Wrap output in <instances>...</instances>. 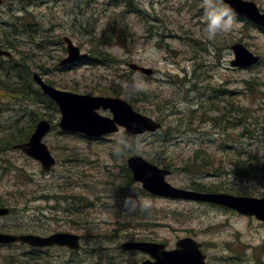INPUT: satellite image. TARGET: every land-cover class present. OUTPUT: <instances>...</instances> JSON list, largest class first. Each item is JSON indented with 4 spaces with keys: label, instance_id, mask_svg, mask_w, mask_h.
Returning a JSON list of instances; mask_svg holds the SVG:
<instances>
[{
    "label": "rangeland",
    "instance_id": "374dc122",
    "mask_svg": "<svg viewBox=\"0 0 264 264\" xmlns=\"http://www.w3.org/2000/svg\"><path fill=\"white\" fill-rule=\"evenodd\" d=\"M36 1H29L33 2L29 6L25 1L23 6L52 31L51 35L70 37L83 52L89 53L92 48L90 33L97 38L99 32L109 34L113 23L115 28L127 23L130 34L119 32L118 41L103 48L116 57V64L79 65L61 72L54 70V63L65 56L60 47L52 48L45 45L44 39L37 40L22 47L32 54L21 56L13 41H1L2 48L8 50L12 58L0 62V81L5 83L12 79L20 86L29 78L32 80L34 72L43 77L49 67L51 72L44 78L54 80L62 89L75 87L78 93L91 94L92 91L95 96L133 97L131 104L138 112L154 119L163 118L161 131L137 135L134 143L138 152L152 159L154 164L170 165L174 173L168 177L169 183L181 188L193 181L206 186L216 183L226 191L241 189L248 196L264 197V173L251 172L259 170L264 163L263 32L250 26L244 28L242 22L233 21L230 28L210 37L205 30L204 15L198 13V9L205 6V0L137 1L136 4L149 15L146 20L154 24L148 29L135 14H122L120 12L124 10L114 6V2L122 4L123 0H82L80 6L84 3L82 7L86 11L77 14L73 9H77L79 0ZM90 1L94 14L90 28H87ZM255 1L264 9V0ZM214 2L221 6L218 1ZM10 3V0H3L0 5L1 20H8L9 8L19 10L22 7L17 2ZM154 18L161 21H153ZM0 23L13 31L10 33L13 38L26 33L21 30L26 28L20 29L4 21ZM235 41L243 42L252 52L260 54L261 64L246 70L232 68L229 63L233 56L228 44ZM42 45L47 49H38ZM193 61L198 67H194ZM128 63L152 68L154 78L128 74ZM217 84H221L216 86L219 89H228V114L232 101L251 109L249 125L230 129L225 124L227 132L224 134L220 130L223 120H212L222 116V104L213 99V103L208 104L209 90L206 87ZM23 88L32 94L39 107L45 106L31 85L26 84ZM107 89L119 95L111 94ZM215 106H218L217 110ZM31 108L32 105L20 101L12 103V108L3 112L0 101V127L15 126L17 116H22L20 123L28 124ZM232 116L229 114V121H233ZM190 119L194 120L188 122ZM186 124L192 127L191 131H187ZM241 130L243 134L239 136ZM248 130L253 131L251 138L247 135ZM58 132L56 129L46 137V143L57 157V164L50 174L42 173L36 161L19 152L9 151L3 158L23 169L32 181L18 183L13 172L6 175L0 170V199L13 211L10 216L0 218V230L17 228L18 225L31 232L54 227L75 231L84 236V249L79 248L82 264H136L145 256L139 253L121 255L117 245L135 237L173 247L178 239L186 236L201 244L203 253L212 263L264 264V225L260 226L254 219L240 217L216 206L165 200L140 193V185L129 182L121 166L118 147L123 144L128 150L131 146L122 130L101 142ZM204 149V157L194 163L192 157ZM237 150L243 151L245 157L248 153L252 155L247 162L255 167L250 169V164L244 165L249 180L241 181L239 175H232L229 170L233 168L232 153ZM209 164L220 172H212L214 175L210 177L192 172ZM182 167L188 170L181 171ZM45 197V201L40 199ZM81 203L85 207L80 206ZM20 252L18 247L3 248L0 259H9L8 254L19 257ZM44 256L52 264H61L68 259L79 260L78 250L52 251ZM230 257L234 260L229 261Z\"/></svg>",
    "mask_w": 264,
    "mask_h": 264
},
{
    "label": "water",
    "instance_id": "95a60500",
    "mask_svg": "<svg viewBox=\"0 0 264 264\" xmlns=\"http://www.w3.org/2000/svg\"><path fill=\"white\" fill-rule=\"evenodd\" d=\"M230 9L242 18L264 27V14H261L254 3L243 0H227ZM68 57L62 63H73L85 57L79 55V49L73 46L71 41L65 38ZM235 59L232 65L247 67L258 60L242 44L231 46ZM0 55H7L0 50ZM134 70L144 74H150L151 69L130 65ZM34 81L42 91L59 107L61 119L59 126L66 132H79L88 137H99L118 130V126L125 127L128 135H135L145 131H155L160 125L151 118L145 117L136 111L123 99L112 97L92 96L89 94H77L68 91H60L45 84L35 74ZM109 110L112 117L98 114L97 110ZM51 125L46 120L37 122L29 141L14 145L24 153L40 161L42 168L49 171L55 163L47 146L42 143L43 137L50 131ZM127 165L133 176L132 180L141 183V188L152 195L163 196L172 199H185L197 201H209L236 209L246 215H255L264 221V199L248 197H235L226 194H202L194 191L177 189L165 181L169 171L160 169L145 161L138 155L127 159ZM6 208H0V214H7ZM22 242L32 246H66L71 249L79 248V236L69 233H56L48 237L35 235L13 236L0 234V243ZM175 250L167 251L163 245L147 242H126L119 246L123 250H139L149 254L154 262L145 260L140 264H206L198 245L191 239L185 238L177 242Z\"/></svg>",
    "mask_w": 264,
    "mask_h": 264
},
{
    "label": "trees",
    "instance_id": "16d2710c",
    "mask_svg": "<svg viewBox=\"0 0 264 264\" xmlns=\"http://www.w3.org/2000/svg\"><path fill=\"white\" fill-rule=\"evenodd\" d=\"M16 20L18 21L19 18L16 17ZM6 23L10 24L12 22L8 21ZM90 25L91 24H88V26H90ZM117 28L113 27L108 35L104 34V38L100 37V40H102V42H103L102 44L105 43V44L108 45V44H111L110 43L111 41L114 42L115 38L118 35ZM0 30L3 31V33L5 34V36H6L5 40H7V41L11 40L13 42L14 41L18 42L21 38L27 39V36H30V38H31V37L34 36V34L36 32H40V33L45 32L43 27H41L37 31L34 30V29H27V30L26 29H21V30H25L26 31L24 36H18V35L14 36L13 35L14 36V38H13V37L10 36V33H13V31L10 30V28L5 27L1 23H0ZM110 34H112V35H110ZM0 44H1V42H0ZM21 44L22 43L15 44L16 49L18 47H20ZM18 53L21 56H28V54H31L30 52H19V51H18ZM115 60H116V57H114L112 54H109L108 52H103V51H99L98 49H95V50H92V52L90 53L88 59L85 62L87 64L96 66V65H108V64L110 65V64L116 62ZM26 84L31 85L33 87V82H32V80L30 78L28 80H26L20 86L17 85L16 82L14 80H12V79H9V81H7L5 83L0 81V98H5L4 96H9V97H11L12 99H14L16 101H17L18 98H20L26 104H30V105L34 106V109L31 110L30 121L28 122V124L23 123L19 127H17L16 125L13 126L12 128L8 127V130H15V133L14 134H9V137L0 138V151L6 150L13 143H20V142L25 141L27 139V137L29 136V134L31 133L38 116H47L49 118V121H55V118L57 117L58 111H57V108L54 105V103L52 101L48 100L45 96H43L40 92L37 91V93L39 94V97H40V101L42 100L44 102V104H45L44 107H39L36 104V101L31 97L32 94H28L27 91L23 88ZM107 90H108V92H113L116 95L119 94L118 92H115L112 89H107ZM33 95H36V94H33ZM132 99H133V97H131V98L129 97V100H132ZM6 105L8 106V104H6ZM42 109L46 110V114L45 115L42 113ZM25 113L26 112L24 111L23 115H25ZM229 114H232L233 115L232 117H234L233 121H231V125L233 127H237L239 125L244 126V124H248L249 125L248 120L252 117L250 109L243 110L242 108H237V107L232 108L231 112ZM235 114H237V115H235ZM223 117L226 118V114H224ZM17 118H19V119H17L15 122H18L19 120H22V116H17ZM248 131H249L248 135H252L253 131L252 132L250 130H248ZM10 132L11 131H9L8 133H10ZM0 134H2V131H0ZM129 141L131 142V146H130V148L127 151L123 152L122 151L123 146L120 147L121 153H123V155L133 154V153L137 152V150L135 149V146L132 143V139H129ZM203 153H204V150H202L200 153L195 154L192 157L194 163H196V161L198 159H202L204 157L202 155ZM232 164H233V168L229 169L231 173L239 175L241 178H243V177L245 179L249 178L248 177V172L244 168V165H245L244 161L239 162L238 160H233ZM250 165H251L250 169H253L255 167V164H251L250 163ZM188 166L190 167L191 165H188ZM167 167H169L168 164H167ZM263 169H264V163H262L259 166L260 174L264 173ZM124 170H125L126 173H128V171L125 168V166H124ZM193 170H195V169H193ZM259 170H251V172L252 171L258 172ZM193 188L196 189V190H205V191L207 189V188L203 189L199 185H195V186H193ZM209 190L218 191L219 189L217 187H213V188L207 189V191H209ZM89 252H90V250H89ZM118 253H120V252H118ZM39 258H40V254H39L38 251L30 250L28 252L26 260H24L23 263L15 262L14 264H42L41 261L39 260ZM4 262L10 263L12 261H11V259H8V260H6ZM75 262H79V263H75ZM80 262H81L80 260H77V261L76 260H71L67 264H80ZM44 264H48V262H46Z\"/></svg>",
    "mask_w": 264,
    "mask_h": 264
},
{
    "label": "clouds",
    "instance_id": "9594fccd",
    "mask_svg": "<svg viewBox=\"0 0 264 264\" xmlns=\"http://www.w3.org/2000/svg\"><path fill=\"white\" fill-rule=\"evenodd\" d=\"M226 4L227 0H223ZM204 19L208 35L214 36L230 28L233 24V13L229 7L219 6L214 0H205Z\"/></svg>",
    "mask_w": 264,
    "mask_h": 264
},
{
    "label": "bare ground",
    "instance_id": "6f19581e",
    "mask_svg": "<svg viewBox=\"0 0 264 264\" xmlns=\"http://www.w3.org/2000/svg\"><path fill=\"white\" fill-rule=\"evenodd\" d=\"M4 50H5V49H4ZM5 52L7 53V58H8V59H11V58H12V54H11L8 50H5ZM35 74L40 75L39 73L34 72V73L32 74V80H33V77L35 76ZM158 124L160 125L159 128H161V123L159 122ZM79 248H80V247H79ZM71 250H77V249H71Z\"/></svg>",
    "mask_w": 264,
    "mask_h": 264
}]
</instances>
